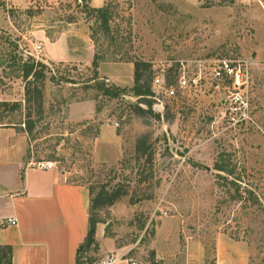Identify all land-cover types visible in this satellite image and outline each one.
Wrapping results in <instances>:
<instances>
[{"label": "rangeland", "instance_id": "obj_1", "mask_svg": "<svg viewBox=\"0 0 264 264\" xmlns=\"http://www.w3.org/2000/svg\"><path fill=\"white\" fill-rule=\"evenodd\" d=\"M102 6L112 16L110 33L89 9ZM64 34L73 45L89 36L94 55L103 57L100 79L125 94L111 98L91 81L94 55L89 64L48 61L53 71L46 73L42 108H27L25 81L11 57L25 60L30 51L41 61L35 45ZM137 60L156 72L174 67L175 78L180 67L190 76L202 72L201 84L175 99L160 95L164 110L155 100L153 113L140 114L130 91ZM218 60L247 65L246 84L234 88L216 78ZM0 101L22 103L0 106V126L26 134L34 161H56L89 192L102 184L128 188L96 214L105 237L138 264H158L151 246L176 252L173 264H181L188 245L202 248L205 264H217L220 246L231 263L264 264V0H0ZM144 134L152 165L136 158ZM219 163L232 172H219ZM147 194L153 198L130 201ZM101 258L92 251L84 260Z\"/></svg>", "mask_w": 264, "mask_h": 264}, {"label": "crops", "instance_id": "obj_2", "mask_svg": "<svg viewBox=\"0 0 264 264\" xmlns=\"http://www.w3.org/2000/svg\"><path fill=\"white\" fill-rule=\"evenodd\" d=\"M12 1L14 5L28 2ZM80 37L77 45L70 43L65 34L47 42L43 46L42 61L89 64L94 55L93 44L89 36ZM84 48L89 58L82 55ZM33 162L36 161L28 155L26 134L12 126H0V244L12 246L13 264H76L77 250L89 229V189L69 181L57 167L40 169L32 165ZM9 219L16 222L6 223ZM97 239L103 256L97 264H107L110 256H126L125 260L119 259L113 264H131L133 259L127 256L129 250L106 238L101 226L97 229ZM150 249H155L158 264H173L179 259L176 252H163L156 246ZM183 252L181 264H205L202 248L188 245ZM217 259V264H237L230 262L231 256L221 246ZM245 263L242 259V264Z\"/></svg>", "mask_w": 264, "mask_h": 264}, {"label": "trees", "instance_id": "obj_3", "mask_svg": "<svg viewBox=\"0 0 264 264\" xmlns=\"http://www.w3.org/2000/svg\"><path fill=\"white\" fill-rule=\"evenodd\" d=\"M89 9L91 12L96 14V17L98 18V20H100V25L104 29V31L106 33H110V21L112 16L108 9H106L104 6L91 7ZM14 47L17 49L16 45ZM18 57L19 56L15 54L14 57H11V59L14 60V63L16 65L15 70L17 69L16 71L18 73L16 74V76L22 78L25 81L26 106L28 108V105L34 103L39 109H41L44 99L45 80L47 78L46 73L47 71H53V69L49 66V63L37 60L33 56H28V58L25 60H20V58ZM102 60L103 57L96 52L92 61L91 81H93V83L101 91H103V93L110 96L111 98H116L119 97L121 94H125V89L117 88L113 85H108L105 80L100 79L98 69ZM155 73L156 70L154 69L152 63L143 60H137L135 62L134 85L132 86V88H130V91L138 99L135 108L136 111L140 114L153 113L155 99L152 83L155 77ZM168 78H170V76ZM141 103L145 104L148 109L143 108L141 106ZM0 106H4L7 109L15 110L21 108L22 103L15 102L14 104H10V102L7 101H0ZM157 115L159 116V114ZM32 128L33 127L28 124V130L32 131ZM135 152L138 161L144 159L145 164L152 165L154 160V153L151 149L149 135L144 134L137 139ZM216 169L219 172H232V170L226 164L219 163L216 166ZM146 179H148V176L144 175L142 178H140L139 182H144L146 181ZM90 193L91 203L89 211V229L85 240L83 241V243L80 244L77 250L76 264H91L92 262L88 263L84 260L85 254L92 251L97 253L100 251V244L97 239V229L98 224L102 222V220L97 216V210L102 209L105 206L114 205L123 196L129 195V190L128 188H125L123 186H117V188L111 190L107 188V185L102 184L96 189H91ZM152 198V194H147L141 199H137L134 196H131L130 201L132 204H134L138 201H141L142 199ZM144 226L145 225H143L142 227ZM97 260L98 259H96L95 262ZM0 264H13L12 246L0 244Z\"/></svg>", "mask_w": 264, "mask_h": 264}, {"label": "built area", "instance_id": "obj_4", "mask_svg": "<svg viewBox=\"0 0 264 264\" xmlns=\"http://www.w3.org/2000/svg\"><path fill=\"white\" fill-rule=\"evenodd\" d=\"M43 50V44L38 43L34 47V51L37 54L42 53ZM27 55L33 56L38 59V56L34 55L33 52H28ZM42 61V60H41ZM172 67V66H171ZM174 68V67H173ZM170 68L171 71L166 72L164 69H161V71H158L155 73V77L152 83L153 90H154V99L158 101L160 107L162 110H164L165 105L164 102L160 99V95L165 96L168 99H175L179 96V93L185 90H189L192 88H196L201 84L202 80V72L196 73L193 76H190L186 68H179V72L177 73L175 78L174 69ZM213 75L220 79H230L231 84L234 88H241L246 84L249 78V70L247 68V65L243 64H235L234 62L228 63L226 60H218V65L213 68L212 71ZM173 74V75H172ZM170 76V78H168ZM176 80V84H175ZM32 165H34L37 168L40 169H53L57 167V162L53 160H40L33 162ZM15 219H9L6 223H15ZM126 256H110L107 264H113L117 260H125ZM131 264H138L136 261H130Z\"/></svg>", "mask_w": 264, "mask_h": 264}, {"label": "water", "instance_id": "obj_5", "mask_svg": "<svg viewBox=\"0 0 264 264\" xmlns=\"http://www.w3.org/2000/svg\"><path fill=\"white\" fill-rule=\"evenodd\" d=\"M208 169H210L209 167H207Z\"/></svg>", "mask_w": 264, "mask_h": 264}]
</instances>
